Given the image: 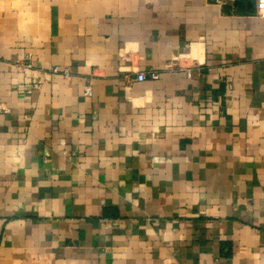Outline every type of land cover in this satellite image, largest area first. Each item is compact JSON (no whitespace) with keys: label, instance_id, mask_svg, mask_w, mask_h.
<instances>
[{"label":"crops","instance_id":"crops-1","mask_svg":"<svg viewBox=\"0 0 264 264\" xmlns=\"http://www.w3.org/2000/svg\"><path fill=\"white\" fill-rule=\"evenodd\" d=\"M237 1L0 0V264H264V17Z\"/></svg>","mask_w":264,"mask_h":264},{"label":"built area","instance_id":"built-area-1","mask_svg":"<svg viewBox=\"0 0 264 264\" xmlns=\"http://www.w3.org/2000/svg\"><path fill=\"white\" fill-rule=\"evenodd\" d=\"M234 1L235 0H217V3H219V4H226V3L232 4ZM256 11H257V14L259 16L264 17V0H257ZM30 60H31V57L27 56L26 57V62L23 65H21L25 70H31L33 68L32 63L30 62ZM58 70L59 69L56 68V71H58ZM187 76L191 77L192 74L188 71L187 72ZM150 78L153 79V80H156V79L159 78V74L157 72H153V73L150 74ZM137 79L139 81H144V80H146V76H145L144 73H140L138 75ZM85 94L87 96H91L92 95V89L89 88V87L86 88ZM9 112H10L9 109L6 106L0 104V114L5 115V114H8Z\"/></svg>","mask_w":264,"mask_h":264},{"label":"water","instance_id":"water-1","mask_svg":"<svg viewBox=\"0 0 264 264\" xmlns=\"http://www.w3.org/2000/svg\"><path fill=\"white\" fill-rule=\"evenodd\" d=\"M235 5L238 6V7H242V8L245 7L246 5L249 6V7L251 6V4H246L245 2H242V1H239V0L236 2Z\"/></svg>","mask_w":264,"mask_h":264}]
</instances>
